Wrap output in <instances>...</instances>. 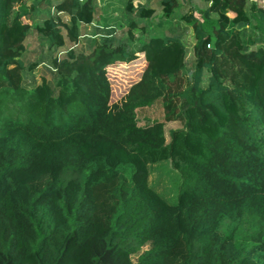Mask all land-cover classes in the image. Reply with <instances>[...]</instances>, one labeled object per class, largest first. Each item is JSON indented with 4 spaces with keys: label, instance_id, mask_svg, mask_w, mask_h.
<instances>
[{
    "label": "trees",
    "instance_id": "16d2710c",
    "mask_svg": "<svg viewBox=\"0 0 264 264\" xmlns=\"http://www.w3.org/2000/svg\"><path fill=\"white\" fill-rule=\"evenodd\" d=\"M183 1L161 0L178 20L147 35L132 16L156 10L128 0L127 37L80 49L94 0H0V264H264V5L206 0L196 16ZM31 32L51 57L29 87ZM139 53L113 102L108 69ZM161 162L180 174L173 204L149 184Z\"/></svg>",
    "mask_w": 264,
    "mask_h": 264
},
{
    "label": "rangeland",
    "instance_id": "374dc122",
    "mask_svg": "<svg viewBox=\"0 0 264 264\" xmlns=\"http://www.w3.org/2000/svg\"><path fill=\"white\" fill-rule=\"evenodd\" d=\"M58 0H52L53 3L57 2ZM96 4L99 6L98 8L103 9L102 4L103 2L106 3L105 8L106 13L104 16H101L95 22V26L99 28H95L94 26H81V43L77 48L83 49L88 48L89 42L93 39L90 36L95 37L96 31L101 34H108V31H115L114 36L117 38H126L127 37V30H128V23L131 21V18L135 19L136 22L140 23V25L145 26L148 30L147 35H165L168 34L170 28L173 26L174 22L178 20H161V0H142L141 2H136L135 6L138 9L139 6L144 7H153L156 10V15L152 19L142 20L137 16L138 14H134L132 17L126 14L124 10L125 1L126 0H94ZM112 1V2H110ZM260 4L264 5V0H255ZM186 1L184 0L183 3ZM189 5L191 8L194 9V13L198 16L199 12L204 10L208 3L206 0H191L189 1ZM136 9V10H137ZM184 10V9H183ZM52 11V10H51ZM186 11V10H185ZM98 12V9H97ZM138 12V11H137ZM102 14V13H100ZM49 15V9L41 8L38 12L32 13L31 16H26L22 18V23H28L30 25H35L41 23L47 16ZM65 20H68V16H64ZM185 28V33L183 37V43L187 48V59L189 62L188 72L194 69L192 62V50L195 44V36L192 28L187 26L186 24H182ZM111 28H113L111 30ZM248 34L251 33V30L247 29ZM27 51L25 53V62L27 65L40 62L41 64L37 69L33 72L27 71L25 73V80L27 86L31 87L32 81L39 82L41 80V76L46 73L45 65L49 64L51 54L47 49V45L42 42L40 37L35 33L31 32L30 37L26 42ZM43 63V64H42ZM45 64V65H44ZM145 62L142 58V53L137 55V58L132 62L120 65L117 67H111L108 69V78L112 84L113 88V102L120 101L129 91L130 87L138 82L141 78L142 72L144 70ZM206 77V76H205ZM204 84V83H203ZM181 127L179 122L170 123L166 126L167 129V136L170 130H177ZM181 178L178 171L174 170L169 162H161L155 165L150 166V177H149V184L150 186L157 191L164 199H166L170 203H175L176 197L179 191Z\"/></svg>",
    "mask_w": 264,
    "mask_h": 264
},
{
    "label": "crops",
    "instance_id": "0c3cea01",
    "mask_svg": "<svg viewBox=\"0 0 264 264\" xmlns=\"http://www.w3.org/2000/svg\"><path fill=\"white\" fill-rule=\"evenodd\" d=\"M127 1L128 0H126L125 1V6H124V10L126 11V3H127ZM142 0H135V2H134V5L136 4V2L138 3V2H141ZM145 1H148V0H145ZM110 2H112V1H110ZM104 4H102V7H104L103 9H101V8H98L99 6L96 4V1H95V5H96V9H98V12H97V10H96V17H95V20H94V22L91 24V25H88V27L89 26H94L96 29L97 28H99V27H97V26H95V22L97 21V18L99 19L101 16H104L105 15V13H106V6H104V5H106V3L105 2H103ZM142 3V2H141ZM136 7V6H135ZM147 8H151V9H155V8H153V7H150V6H148ZM100 13H102V14H100ZM126 14H127V12H126ZM82 26H84V25H82ZM100 29V28H99ZM113 28H111V30H112ZM99 31V30H98ZM98 31H96L97 33H95L94 35H95V37L94 36H90V38L91 39H93V40H100L103 36H105V35H107V34H101V33H99ZM109 32V31H108ZM107 32V33H108ZM112 34H110V37H112V36H114V33H116L115 31H110ZM80 45V44H79Z\"/></svg>",
    "mask_w": 264,
    "mask_h": 264
},
{
    "label": "built area",
    "instance_id": "2783aa9c",
    "mask_svg": "<svg viewBox=\"0 0 264 264\" xmlns=\"http://www.w3.org/2000/svg\"><path fill=\"white\" fill-rule=\"evenodd\" d=\"M209 47H210V46H209ZM142 58H143V60H144V62H145L143 68H145V66H146V59H145V55H144V54H142ZM120 65H125V64H119V65H117V66H120ZM117 66H115V67H117ZM115 67H114V68H115Z\"/></svg>",
    "mask_w": 264,
    "mask_h": 264
},
{
    "label": "water",
    "instance_id": "95a60500",
    "mask_svg": "<svg viewBox=\"0 0 264 264\" xmlns=\"http://www.w3.org/2000/svg\"><path fill=\"white\" fill-rule=\"evenodd\" d=\"M238 27H241V24H239V26Z\"/></svg>",
    "mask_w": 264,
    "mask_h": 264
}]
</instances>
